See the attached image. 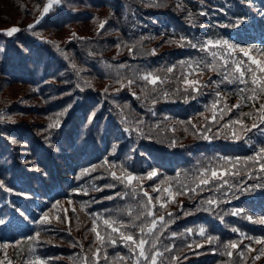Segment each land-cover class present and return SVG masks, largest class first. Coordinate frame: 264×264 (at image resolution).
<instances>
[{
    "label": "trees",
    "instance_id": "obj_1",
    "mask_svg": "<svg viewBox=\"0 0 264 264\" xmlns=\"http://www.w3.org/2000/svg\"><path fill=\"white\" fill-rule=\"evenodd\" d=\"M46 2L0 0V180L4 182L0 185V219L5 221L0 225V243H9L6 252L12 264H29L34 259L29 252L32 242L25 238L37 231L42 242L35 245L37 255L50 260V264H80L79 257H91L90 249L98 243L91 231L93 215H115L117 209L129 205L135 209L142 193L136 198L131 194L125 198L124 185L105 187L114 183L101 166L105 158L109 163H123L136 174L157 169L158 177L143 181V190L155 198L153 188L165 177H175L177 172L181 179L185 174L190 177L201 166L221 164L220 157L243 158L264 146L259 130L234 140L231 130L222 128L229 118H238L240 112L254 111L241 101L239 89L245 86L224 82L222 70L202 71L189 77L198 79L202 86L199 93L187 97L183 94L185 85L180 77L187 69H181L179 62L211 58L199 48L175 43L183 36L197 44L221 39L264 50V0H60L36 24ZM238 19L241 23L234 27ZM101 20L107 23L98 34ZM30 24L35 25L31 30ZM11 27L21 31L8 37L5 30ZM118 44L135 47L129 53L126 46L118 48ZM153 49L155 55L151 54ZM262 54L252 52L257 57ZM237 58L247 59L242 54ZM121 64L126 67L119 68ZM172 65H177L174 72L167 73V67ZM137 70L140 74L151 71L167 77L166 82L157 93H151L152 85L143 80L116 92L120 87L115 82L117 72L131 78ZM84 80L91 86H85ZM209 80L215 83L208 84ZM78 83L80 88L76 87ZM145 88L150 94L148 99ZM161 90L169 93L168 99L158 96ZM217 91L221 93L220 108L237 102L241 107L213 123L205 118L211 116L210 106L217 99ZM153 97L157 98L155 105L151 104ZM118 106H127L130 123L134 119L143 121V135L135 130L124 131L128 125L122 121ZM60 112L64 115L58 117ZM93 112L95 116L89 121ZM57 118L60 127L49 129L48 125ZM243 119L251 125V119ZM192 125L210 126L209 135L214 138H197L199 134ZM93 165L97 166L94 172L81 176L82 169ZM241 177L246 184L264 183L257 181L255 175L248 179L244 171L235 179L226 178L236 184ZM93 186L103 190L94 191ZM117 193L121 194L119 198ZM211 195L221 204L215 212H206L201 201ZM237 195L239 199H231L205 189L192 197L180 195L162 210L154 199L157 216L173 213V222L157 229L159 250L172 248L164 253L163 264H223L228 258L221 255L220 245L205 243L200 249L186 248L187 244L204 242L205 238L198 234L201 226L208 235L220 237L221 244L242 241L241 250L250 243L247 237L264 236V225L250 222L244 215L230 214L234 208H244L254 219L264 216V194L256 190ZM109 196L113 199H107ZM57 201L61 215L67 210V222L53 219L50 225L35 223ZM51 215H57L56 211ZM188 228L193 233H187ZM233 228L239 231L233 232ZM99 230L104 234L102 225ZM173 232L177 233L175 237ZM15 240H22L19 247ZM252 247L258 250L261 245L252 243ZM4 252L0 250V259ZM107 252L108 261L102 257L101 264H121L118 256L129 255L122 242L107 247ZM257 254L249 253L246 264H264V257L252 260ZM173 256H179V261L173 262ZM231 259L234 264H241L235 253Z\"/></svg>",
    "mask_w": 264,
    "mask_h": 264
},
{
    "label": "snow or ice",
    "instance_id": "obj_2",
    "mask_svg": "<svg viewBox=\"0 0 264 264\" xmlns=\"http://www.w3.org/2000/svg\"><path fill=\"white\" fill-rule=\"evenodd\" d=\"M60 0H47L43 5L40 17L36 20V24H39L40 19L50 12V9L53 6L59 5ZM203 14V13H202ZM191 17V14H189ZM107 21L101 20L99 22L98 34L100 30L105 28ZM241 21L238 19L235 23V26H238ZM35 27L34 24L28 25V29L31 30ZM21 29L18 27H11L5 30V34L8 37H12L15 33L20 32ZM39 36L40 33H34ZM72 36L75 37L76 34L72 33ZM42 38V37H41ZM81 40L85 39L83 37ZM171 42V41H170ZM51 43V42H50ZM139 43V42H137ZM179 46H190L191 48H199L200 51L205 52L207 56L211 59H201L198 61H180L179 66L181 69L186 68V71H182L180 79L182 80L184 87L183 94L187 97L191 93H199L201 82L198 79H191L189 77L195 75L198 72L202 71H211L219 72L223 71V81L228 83H239L245 87L240 88L239 92L241 94V101L248 104L250 108H253L254 111L249 112H240L239 117L236 119L229 118L228 122L222 125V128L225 130L230 129V137L234 140H240L243 134L247 136L253 130H259L260 135L264 136V54L259 57L252 55L254 50L264 52L262 49H252L248 47H242L237 44L231 43L229 40L221 39H209L207 41L201 42L199 44L193 43L191 40H188L186 37L181 36L179 40L175 41ZM126 46L129 53L133 52V46L120 45L117 47ZM57 50L59 46L56 45ZM151 54L155 55V49L151 50ZM242 54L243 57L247 58L238 59L237 55ZM67 59V54H65ZM71 67L75 70L76 64H72ZM119 68H125L126 66L121 64ZM177 65H172L167 67V73H173ZM79 75V72H77ZM167 77L161 78L157 73L147 71L143 74H140L137 70L136 73H133L131 78L122 77L119 72H117L116 84L120 87L116 88L115 91L119 92L124 87H131L136 80H143L146 82V85H152L151 93H157V89L161 84L166 82ZM84 85L90 87L91 84L88 80H84ZM215 83V81L209 80L208 84ZM207 86V85H203ZM77 88H80L81 85L78 83ZM83 90V89H81ZM108 91L107 88L104 90ZM179 92V88L176 89ZM145 99L149 98V91L145 88ZM245 93H249L245 95ZM135 95V93H133ZM162 95L164 99L169 98V93L167 91L161 90L158 93V96ZM217 99L210 106L211 116L206 117V120H210L215 123L218 120H223L226 113H231L233 109L239 110L241 103L237 102L236 104L228 107L224 105L223 108H220L221 104V93L217 91L215 93ZM191 98L195 99V96ZM257 102L259 106L256 107ZM157 103V98H151V104L155 105ZM71 107V105H69ZM119 108V115L122 121L128 125L124 128L125 132L131 133L133 130L137 131L143 135V130L141 125L143 121L140 119H134L131 123L129 122V115L125 112V108ZM207 107V106H206ZM67 111V109H65ZM64 112H60L57 116H63ZM95 116V112L92 113V116H89V121ZM243 118H248L252 120L251 125L249 126L245 123ZM167 119V117L165 118ZM183 123V122H181ZM133 125L135 127H133ZM236 126H239L238 128ZM60 120L57 118L52 123L48 125L49 129L59 128ZM192 127L199 134L197 138H203L205 140H211L214 137L209 135L212 132V128L206 125L203 128H199L196 125ZM187 131V129H185ZM220 130L218 129V134ZM12 143H17L16 140H12ZM175 141L172 142L174 146ZM221 164H212L209 163L207 166H201L197 169L195 174H192L190 177L188 174L184 175V178L181 179V173L177 172L175 177H165L160 181V185L153 188V192L157 193L155 198L150 195L147 191L143 190V181L145 178L152 180L155 177H158L159 173L157 169H152L146 174H136L134 171H130L123 163L117 165L116 163H109L108 159L105 158L103 161L102 167H105V173L110 175L111 180L114 183L106 184L107 188H115L116 184L119 183L124 185L125 192L123 196L125 198L131 196L136 198L142 193V198L137 202L135 209L129 205L126 208H121L116 210V214L113 215L111 212L105 217L101 214H94L92 219L91 231L95 234V242H98L94 249H90L92 252L91 257L84 255L79 257L80 264H101V258L105 262L108 261V252L107 247L115 246L118 242H122L129 250V255L118 256L121 264H163L162 258L164 257L165 252H171L172 248L165 247L164 251L159 250L160 235H157L158 227L160 229L167 228L170 223H172L171 217L173 213L167 212L157 216L155 213L157 211V203L159 209H165L169 202H175L176 198L180 195H187L192 197L193 194H198L199 192L208 189L209 191H214L215 193H221L225 197L231 199H239L240 196L249 192H254L260 190L261 194H264V183H254L246 184L243 180V177L240 178L239 182L234 184L230 182V179L226 177H231L235 179L240 177L241 171H244L248 179H255L257 181H264V146H260L253 155L246 156L243 158L240 157H220ZM243 165L241 168L240 165ZM95 165L90 169L85 168L81 170V176L90 175L91 172L96 170ZM118 169V171H117ZM79 179V177H78ZM96 179H103V177H96ZM3 181L0 180V185H3ZM214 186V189H213ZM226 188V190H225ZM94 191H102L103 189L93 186ZM6 191L11 192V188H7ZM79 191V190H77ZM87 194V190L85 193ZM166 194V195H165ZM120 193H117V198L120 197ZM107 199L111 200L113 197L109 196ZM154 199L156 202H154ZM225 203L230 202V200H225ZM221 200L217 199L215 195L209 196L206 200L201 201V206L204 207L206 212H215L216 208H219ZM182 207V205H181ZM55 210L57 215L54 217L51 215L52 211ZM19 211V209H17ZM73 213L76 212V209H72ZM189 213H185L188 215ZM226 213L225 215H227ZM230 214L232 216H241L244 215L246 219L250 222H254L260 225H264V216H260L256 219L253 218L251 214H248L244 208H234L231 210ZM23 215V213H21ZM167 216V219H166ZM55 219L60 222H67V210H63L61 215L60 202L52 204L51 209L46 211L41 215L38 221L35 223L39 225H50L52 220ZM223 220V217H220ZM5 221L0 219V225H4ZM101 225L103 226L104 234H101L99 230ZM70 231V229H69ZM187 233H193L192 228L185 230ZM233 232H238L239 229L233 228ZM162 235V232L160 233ZM198 234L200 237L205 238L203 243L193 242L192 244H187L186 248L188 250H193V246L196 249L204 247V244L220 245L223 249L221 255L226 256L228 259L223 262V264H234L232 257L234 253L237 255L241 264H246V257L249 253L258 252L257 255L252 257L253 261L260 260L261 257H264V236L261 237H247L250 243L244 246V250H241L242 241L238 242L236 240H229L226 243L221 244L220 237L212 236L207 234V229L203 226L199 227ZM177 233L173 232L172 236L175 237ZM241 237L245 236V233H240ZM149 237L152 239L150 240ZM26 241L32 242V245L29 247V252L34 256L29 264H50V260L41 258V256L36 254L35 245L42 243L40 241V232L37 231L33 236H28L25 238ZM22 243V240H15V246L19 247ZM252 243L261 245L257 250L252 247ZM9 243H0V250H5L3 259H0V264H12V261L8 259L6 249L9 247ZM83 249V245H80ZM174 247V245H173ZM217 249H213L215 252ZM173 262H178L180 257L173 256Z\"/></svg>",
    "mask_w": 264,
    "mask_h": 264
}]
</instances>
